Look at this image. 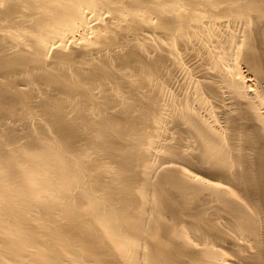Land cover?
<instances>
[{"label":"bare ground","instance_id":"obj_1","mask_svg":"<svg viewBox=\"0 0 264 264\" xmlns=\"http://www.w3.org/2000/svg\"><path fill=\"white\" fill-rule=\"evenodd\" d=\"M0 264H264V0H0Z\"/></svg>","mask_w":264,"mask_h":264},{"label":"rangeland","instance_id":"obj_2","mask_svg":"<svg viewBox=\"0 0 264 264\" xmlns=\"http://www.w3.org/2000/svg\"><path fill=\"white\" fill-rule=\"evenodd\" d=\"M205 111V109L203 110V112ZM186 143H188L187 145H190V143H193V140H191V138H189L188 140H187V138H186ZM185 165V164H184ZM190 168H192V169H194V170H196V171H200V172H202V173H204L205 171H202L201 169H199V167H197V166H195V165H191L190 166ZM205 174H206V172H205ZM211 175V174H210Z\"/></svg>","mask_w":264,"mask_h":264}]
</instances>
